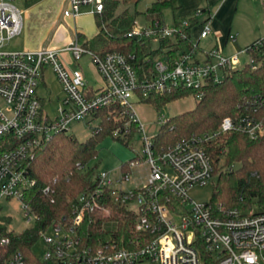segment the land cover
Listing matches in <instances>:
<instances>
[{
	"label": "built area",
	"instance_id": "built-area-1",
	"mask_svg": "<svg viewBox=\"0 0 264 264\" xmlns=\"http://www.w3.org/2000/svg\"><path fill=\"white\" fill-rule=\"evenodd\" d=\"M67 1L62 16L74 19L83 8L87 9L85 14H99L104 0ZM200 14L197 10L190 18L171 25L151 21L140 28L133 23L125 35L128 39L156 43L158 47L153 50L164 41L180 45L173 56L165 53L176 48L169 44L162 47V53L151 62L147 78L135 72L132 54L93 56L76 40L70 42L63 50L72 65H78L84 54L90 57L98 78V85L90 86L78 69L68 70L61 63L64 51L3 50L21 31V12L12 0H0V204L20 202L29 225L23 232L14 233L0 219V264H264V213L243 214L210 202L199 204L189 196V191L203 188L214 179V168L203 146L229 132L256 140L263 133L262 122L249 114L226 117L215 133L191 135L160 150L153 147V137H146L135 112V105L151 94L179 88L197 90L209 81L217 83L225 72L235 68L239 54L248 57L263 48L264 37L231 57L211 49L203 53L202 62H197V41L210 34L203 22L197 41L190 40V21ZM227 41L233 42L234 36L228 35ZM261 54L264 57V49ZM247 63L255 68L249 57ZM45 68L50 69L63 94L54 119L43 111L37 94ZM252 104H259L258 99L254 98ZM108 107L119 108V117L125 119L111 137L127 141L137 133L142 155L129 160L126 171L120 165L115 176L105 171L89 173L86 178L90 187L69 199L62 215L41 227L45 222L36 214L34 203L37 199L54 203L53 191L49 187L35 189L28 163L52 136L67 135L70 123H90L96 120L98 110ZM156 122L160 125L166 120L158 117ZM96 131L97 127L92 134ZM142 163L147 166L144 183L127 186L131 168ZM88 170L86 166L77 167L79 174L85 175ZM119 211L130 221V236H99L104 234L106 220ZM98 220L103 222L101 229L91 237L86 230L97 228ZM36 226L40 229L35 240L24 248L16 246L15 240ZM38 242L43 244L42 261L33 253Z\"/></svg>",
	"mask_w": 264,
	"mask_h": 264
},
{
	"label": "trees",
	"instance_id": "trees-1",
	"mask_svg": "<svg viewBox=\"0 0 264 264\" xmlns=\"http://www.w3.org/2000/svg\"><path fill=\"white\" fill-rule=\"evenodd\" d=\"M36 1L38 0H23L25 6ZM138 1L104 0L102 11L93 16L97 33L81 47L91 55L99 57L109 52L132 54L135 59L132 63L135 72L139 77L147 78L151 72V62L162 53L161 48L168 47V44L176 48L165 53L173 56L180 45L164 41L159 44V49L153 50L148 41L125 37L137 15L136 12L130 13L127 6ZM173 5V0H155L143 13L145 22L161 21L162 12L166 9L172 10ZM191 23L190 21V25ZM187 47L189 48L188 44ZM263 49L264 46L248 55L255 64L254 69L246 63L225 72L217 83L209 81L197 90L179 88L171 93L151 94L140 101L141 104L148 103L159 110L166 104L185 97L193 96L196 99L192 110L159 125L153 137V147L160 150H165L191 135L215 133L221 120L226 117L235 119L239 115L249 114L262 122L263 133L256 140L251 141L238 132H229L217 135L203 146L214 168V192L210 203L243 214L264 213L262 210L264 207V57L261 54ZM254 98L258 99L259 104H252ZM118 112L117 107L98 110L94 114L98 122L97 131L83 143L59 133L36 150L33 159L28 163V173L36 183L35 189L49 187L53 191L54 199V203H51L50 199H37L34 203L36 214L45 222L41 227L62 215L69 199L90 187L86 176L93 168L83 175L78 173L77 167L86 166L95 159L99 141L107 136L111 137L113 131L122 128L125 119L119 117ZM127 163L128 161L121 164L124 171L127 170ZM102 223L98 220L97 228L92 227L86 230V233L95 237L94 231L101 229ZM129 225V219L125 217L123 211H119L112 219L106 220L103 226L104 234L99 236L103 238L111 235L115 239L125 233L124 235L129 237ZM39 229V226H36L26 231L15 240L16 246L26 247L28 242L35 240Z\"/></svg>",
	"mask_w": 264,
	"mask_h": 264
},
{
	"label": "rangeland",
	"instance_id": "rangeland-1",
	"mask_svg": "<svg viewBox=\"0 0 264 264\" xmlns=\"http://www.w3.org/2000/svg\"><path fill=\"white\" fill-rule=\"evenodd\" d=\"M154 1L155 0H139L136 4H130L127 6L130 13H137L135 22L138 27L141 28L145 25L143 13ZM12 2L19 11L21 10L24 12L25 5L23 0H12ZM119 10L120 9H118L117 12H119ZM171 13V10L166 9L161 14L163 22L167 25H171ZM21 15V18H23L24 15L22 12ZM256 16L258 17L257 19ZM84 19L85 21H83V24L81 26V28L83 29V31H81V34L83 36H86V33L93 30L95 31L96 28L93 23L92 17H85ZM245 19L246 21H248V23L251 24V27L261 23V19H259V16L257 14H254V10H250ZM58 24H61L60 26H63L67 31H70V28L67 25H65L63 22L59 23L58 21L55 27L50 31L49 36L46 38V41L41 50L48 49V46L50 44L49 42L51 41L53 33L55 32ZM77 31H79L78 28ZM81 42L82 41L80 39L78 44L79 46L81 45ZM17 43L18 38L15 37L10 42L5 44L2 49L6 51H12L15 49ZM150 47L155 49L158 46L156 43H151ZM61 51L63 52L64 50L62 49ZM237 59L238 62L235 64V68L243 66L248 61V57L245 54H239L237 56ZM60 61L68 70H71L74 67L78 69L83 77L89 82L88 84L92 86L97 84L98 78L96 76L94 68L90 64L89 55H82L80 60L78 61V65L76 66L72 65V63H69V56L67 54H63V56H61L60 58ZM37 94L42 99L41 103H43V111L50 119H54L56 116V110L61 105L63 94L60 90L58 82L56 81L49 68H45L44 73L42 74ZM195 102L196 99L193 96H189L168 103L165 106L161 107L159 110H157L151 104L138 103L135 105V112L140 123L143 126V131L146 137L148 139H151L155 136L159 127V124L156 122V119L158 117L162 118L163 120L172 119L177 115L192 110ZM97 125L98 122L96 120L90 123H86V120L72 122L68 126L67 135L71 136L77 142L83 143L91 136L93 129L96 128ZM141 149L142 146L139 135L135 132H133L127 143L122 140L107 136L99 141L96 146V158L88 162L86 167L87 169L93 168L92 172L95 173L105 171L109 172L110 176H115L118 173V169L122 163L133 159L135 156L142 155ZM146 174L147 166L143 163L131 168L129 183L127 186L131 187L144 183ZM213 184L214 179L203 188L192 189L191 191H189L190 198L194 202L199 204L209 203L214 192ZM262 209L264 210V207ZM0 219H4L6 221L5 223L9 225V228L13 230L14 233H21L29 227V225L26 224L21 204L17 200H10L9 202H2L0 204ZM43 252V244L41 242H38L33 247V253L40 261H42L43 259Z\"/></svg>",
	"mask_w": 264,
	"mask_h": 264
},
{
	"label": "crops",
	"instance_id": "crops-1",
	"mask_svg": "<svg viewBox=\"0 0 264 264\" xmlns=\"http://www.w3.org/2000/svg\"><path fill=\"white\" fill-rule=\"evenodd\" d=\"M173 1L171 24L180 19L190 18L197 10L201 13L191 20L192 23L188 32L191 41H197L200 25L203 22H206L209 26L210 34L208 37L197 41V51L194 54V59L197 62H202L205 57L203 53L211 49L218 50L222 56L231 57L241 52L242 49L254 41L264 37V0ZM67 7V0H38L29 6H25L24 12L20 10L24 17L21 18V31L17 36L18 43L12 51L34 52L41 50L50 31L58 21L67 25L70 31H67L63 26H60L61 24H58L49 42L48 49L61 51L74 40L79 44V40L81 39V45L88 42L96 35L97 29L83 36L81 34V31H83L81 26L83 21H85V17L93 18V16L85 14L84 12L87 9L83 8L82 13L74 19L63 17L62 12ZM250 10H254V14L259 16V19H261L260 24L251 27V24L246 21L245 18ZM161 21L163 22L162 18ZM77 28L79 31H77ZM228 35L234 36L233 42L227 41ZM63 54L67 53H61L60 58ZM69 63H71L70 58ZM87 83L89 82L87 81ZM96 85H98V82L93 86Z\"/></svg>",
	"mask_w": 264,
	"mask_h": 264
}]
</instances>
